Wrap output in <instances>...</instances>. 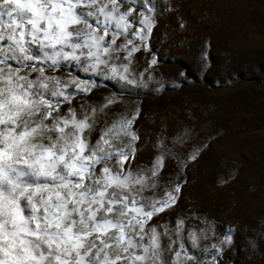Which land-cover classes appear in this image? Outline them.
Instances as JSON below:
<instances>
[{
	"label": "snow or ice",
	"instance_id": "snow-or-ice-1",
	"mask_svg": "<svg viewBox=\"0 0 264 264\" xmlns=\"http://www.w3.org/2000/svg\"><path fill=\"white\" fill-rule=\"evenodd\" d=\"M172 4L0 0V264H220L237 246L235 225L181 208L207 148L194 117L142 129V106L114 110L163 89L153 37ZM208 47L193 60L205 75Z\"/></svg>",
	"mask_w": 264,
	"mask_h": 264
},
{
	"label": "rangeland",
	"instance_id": "rangeland-1",
	"mask_svg": "<svg viewBox=\"0 0 264 264\" xmlns=\"http://www.w3.org/2000/svg\"><path fill=\"white\" fill-rule=\"evenodd\" d=\"M172 6L157 37L164 29L168 35L163 42L153 37L161 61L153 75L163 89L126 95L114 110L142 106V129H171L194 117L207 148L182 177L181 208L216 221L219 231L229 223L238 228L237 246L220 256V264H264V0H173ZM177 20L184 30L174 27ZM204 42L212 65L206 75L193 63ZM169 219L174 222L175 213ZM253 236L258 250L249 253L244 239Z\"/></svg>",
	"mask_w": 264,
	"mask_h": 264
}]
</instances>
